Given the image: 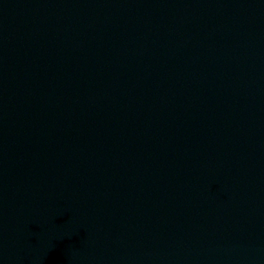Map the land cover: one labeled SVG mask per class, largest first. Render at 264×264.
<instances>
[{
  "label": "water",
  "instance_id": "water-1",
  "mask_svg": "<svg viewBox=\"0 0 264 264\" xmlns=\"http://www.w3.org/2000/svg\"><path fill=\"white\" fill-rule=\"evenodd\" d=\"M0 264H264V0H0Z\"/></svg>",
  "mask_w": 264,
  "mask_h": 264
}]
</instances>
